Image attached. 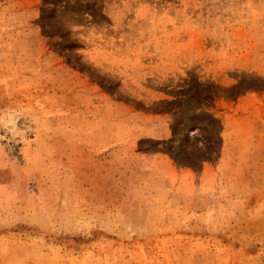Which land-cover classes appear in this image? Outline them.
Masks as SVG:
<instances>
[{
  "label": "rangeland",
  "instance_id": "obj_1",
  "mask_svg": "<svg viewBox=\"0 0 264 264\" xmlns=\"http://www.w3.org/2000/svg\"><path fill=\"white\" fill-rule=\"evenodd\" d=\"M0 264H264V0H0Z\"/></svg>",
  "mask_w": 264,
  "mask_h": 264
}]
</instances>
